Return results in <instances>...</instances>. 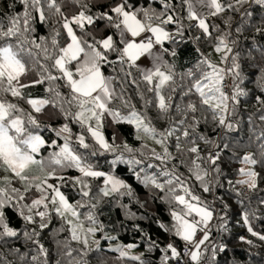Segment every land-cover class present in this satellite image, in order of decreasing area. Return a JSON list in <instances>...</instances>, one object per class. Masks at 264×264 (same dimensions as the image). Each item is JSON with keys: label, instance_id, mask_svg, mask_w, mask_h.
Returning a JSON list of instances; mask_svg holds the SVG:
<instances>
[{"label": "snow or ice", "instance_id": "6c2138e0", "mask_svg": "<svg viewBox=\"0 0 264 264\" xmlns=\"http://www.w3.org/2000/svg\"><path fill=\"white\" fill-rule=\"evenodd\" d=\"M6 7L0 15V168L8 175L0 180V264H92L93 259L107 264L96 255L103 252L97 234L109 242L118 237L106 232L99 218L105 201L123 210L126 220L144 218L131 210L133 202L144 205L118 174L121 164L153 200L168 205L172 223L158 222V227L175 240L161 245L144 233L145 252L137 253L136 243L111 247L120 264H153V252L160 253L159 264H220V254L227 253L225 243L208 241L214 219L217 234L229 230V204L223 196H214L211 203L203 200L179 167L188 170L204 193L224 187L226 180L239 206L236 215L264 242V234L252 224L264 218V210L245 205V190L264 192V64L255 80L259 94L250 95L242 87L241 53L236 50L241 38L248 40L244 34L254 32L248 55L254 59L255 50L264 60V0H152L140 8L131 0L104 5L90 0H9ZM44 25L49 36L37 34ZM189 43L196 59L185 68L179 63L180 49ZM202 44L220 54L219 63L205 54ZM107 68L122 75H106ZM130 77L142 109L127 95ZM45 84L43 98L27 91ZM251 101L259 106V125L253 114L245 118L244 106ZM159 122L167 127H158ZM72 123L79 125L78 133ZM124 124L134 129L138 148L126 140L117 143L116 128L111 136L105 134L107 127ZM245 125L246 138L240 136ZM202 126L220 134L212 138ZM241 148L246 151L238 155ZM224 150L241 165L234 182L220 165ZM69 170L78 175H67ZM69 186L78 197L74 202L62 191ZM217 200L222 215H216ZM259 204L264 205V197ZM9 211L21 227L11 222ZM54 218L61 225L53 232V249L42 240ZM133 228L143 232L139 224ZM60 233L67 235L57 239ZM21 239L23 246H17Z\"/></svg>", "mask_w": 264, "mask_h": 264}, {"label": "trees", "instance_id": "16d2710c", "mask_svg": "<svg viewBox=\"0 0 264 264\" xmlns=\"http://www.w3.org/2000/svg\"><path fill=\"white\" fill-rule=\"evenodd\" d=\"M91 3H95L98 5H104L109 4L112 2V0H90ZM177 4H179V0H174ZM9 3V0H0V15L3 14V12L7 11V4ZM131 3H133L137 8L140 7H146L148 4L152 3V0H131ZM155 6V5H154ZM17 10H22L21 6L17 4ZM99 9L96 8L94 11H98ZM236 19H239V16L236 17ZM210 22H215L217 24H220V20L216 18H210ZM187 23V21H185ZM194 23V22H193ZM221 27L224 26L221 24ZM38 35L43 36H49V28L47 25L44 26H38L37 29ZM198 34L193 32V35ZM248 37V40H244L241 38V43L237 46L236 50L240 51L241 58L240 62L243 68V75H244V82L242 84V87L246 88V90L249 91L250 95L252 93L259 94V90L256 87L255 80L260 75V65L264 64V60L261 59L260 53L258 51L253 50L252 51V57L254 59L250 58L248 55V50L251 47V40L252 37L255 36L254 32H246L244 34ZM62 42H63V38ZM257 40H259V37H257ZM202 50L205 52L206 55H209L213 51L211 47H208L204 44L201 45ZM194 45L191 43L181 47L180 52L181 56L179 59V63L183 65V67H188L193 63L196 59V54L193 51ZM183 70V69H180ZM105 74H111V75H122L121 73H113L110 68H107L105 70ZM133 76L136 77L138 83H140L141 90H144V84L140 80L139 73L136 72L135 69H133ZM131 77L129 78V83L126 85L127 89V95L131 98L132 103L136 104V107L138 109H142L143 102L139 99V94L135 88L134 85L130 83ZM61 85H63V81L59 82ZM45 85H36L33 88L27 90L32 93V96L34 98H43L47 93L45 92ZM119 90V88H118ZM61 91L67 92V89L64 87H61ZM146 96L151 98V93H145ZM9 99L12 100V102L19 103L21 107H23L26 111H30V106L27 105L24 101H16L14 98L9 97ZM116 107H121L119 102H116ZM259 106L255 105L254 101L249 102L247 105L244 106L245 111V118L248 114H253V119L255 120V123L259 125L261 122L258 119L259 112L257 111ZM126 111V109H125ZM154 115V111L150 113ZM44 119L43 117H41ZM60 121L54 122L58 126ZM158 127H167V124L165 122H159L157 124ZM70 127H72L74 133L79 132V125H76L74 123L70 124ZM116 128L119 132V137L117 140V143H119L121 140H126L130 145L133 147H139L140 142L136 141L134 138V129L130 125H113L112 127H107L105 129V134L107 136H111L113 129ZM245 132L240 133V136L245 137L249 134L247 132V126L245 125ZM202 131H205L209 136L212 138H215L216 135H219V132L213 133L211 131V126H209L207 129H205L202 126ZM62 142V141H61ZM151 147V146H150ZM202 148H205L203 144H201ZM245 149H240L238 155H243ZM43 155H47V153H42ZM175 154V153H174ZM108 159H111V156L108 157ZM99 163L102 165V167L106 170L107 164L105 163V158L101 157L99 158ZM220 165L224 171V173L227 175L229 179H232L233 182L238 179L239 177L236 175V169L241 167L240 164L235 162L231 158V153L228 150H224L222 154V160L220 162ZM206 166V165H205ZM118 174L121 178L125 179L129 184L132 185L137 197L140 200V203L144 205V207H141L139 204H136L135 202L132 203L131 210L136 213L137 217H144L143 219H138L136 221L126 220L124 211L121 210L118 206L114 204H110L108 201H105L103 206L102 215H100V220L105 225V231L108 232L110 235L118 237L116 241L122 242L124 244L128 243H136L140 245L139 250L140 252H145V244L143 241V234L147 233L151 235L154 239H157L161 242V245L164 243H167L169 240H175V238L170 233H165L163 230L159 229L158 222H163L166 225H171V217L169 215V207L168 205L164 204L161 200L156 199L153 200L152 197L149 195L148 190L143 187L142 184L136 181L135 177L132 175L131 170L126 165H119L117 168ZM179 172L182 174V178L185 179L186 183L191 186L193 192L197 195H200L203 200L211 203L214 199V196L219 197L223 196L224 201L227 202L230 206V214L228 217V228L229 230L227 232H221L220 234L216 233L215 226H216V220L214 219L212 222L213 228H212V239L208 241V244H211L213 242H223L227 245V253H221L220 254V264H233L234 261H237L238 264H264V242L260 241L257 237H253L248 231L247 228L243 225L242 221H240L239 217L236 215L235 209H237L239 206L236 203L234 193L228 192V186L226 183V180L224 181V187L216 189L214 186L212 193H204L202 191V188L199 185V182H197L194 178H190V174L188 170L184 167H179ZM5 175H8L3 171L2 168H0V180L3 179ZM67 175H78L74 170H69ZM214 175V174H213ZM211 179V176L209 177ZM93 187V191H95V184ZM17 187H20V185L17 183ZM261 187L264 188V184H261ZM62 191H64L71 200L77 199L78 197L75 196V189L69 187L62 188ZM29 195H32V193H29ZM260 197H264V192L256 191V192H248L245 190V205L250 208H260L261 210H264V205L259 204ZM248 199H251L252 203L248 205ZM124 203H128V198H124ZM216 209V215H222L219 211L221 205L220 201L217 200L215 205ZM9 216L11 218V222L17 226L21 227L22 222L18 219V217L15 216V214L11 211H9ZM139 224L140 227L143 229V232H138L133 228V224ZM253 228L255 231L261 232L264 234V218L257 220H252ZM61 225V221L59 219L54 218L52 223L50 224V230H46L44 234V238L42 242L45 243L46 247L49 248H55L54 240H53V232H55L56 229H58ZM67 233H60L56 238L57 239H64L66 237ZM98 237L101 239V245L103 248V252L100 254H96L97 256H102L104 259L107 260V264H120L116 260L115 253H112L107 249V243L108 241L104 240L103 233H98ZM240 237H244L245 240H252L253 244L255 246H249L248 244L244 243ZM176 243L179 244L180 247H183L182 242L176 240ZM24 242L21 239L17 246H23ZM23 250V249H22ZM159 256L160 253L153 252L150 256V259H152L153 264H159ZM92 264H97V261L95 259L92 260Z\"/></svg>", "mask_w": 264, "mask_h": 264}, {"label": "rangeland", "instance_id": "374dc122", "mask_svg": "<svg viewBox=\"0 0 264 264\" xmlns=\"http://www.w3.org/2000/svg\"><path fill=\"white\" fill-rule=\"evenodd\" d=\"M210 59L214 62V63H219V61H220V54H217V53H215L214 51H212L211 52V54H210ZM224 65H221V67H223ZM148 144H149V146H151V147H156L154 144H152V142L151 141H146ZM157 150L159 151V148L157 147ZM97 239H100L99 237H98V234H97V237H96ZM101 240V239H100ZM118 244H124V243H122V242H119V241H111V242H109L108 241V243H107V249H110L111 247H115L116 245H118ZM137 253H140V251L139 250H137Z\"/></svg>", "mask_w": 264, "mask_h": 264}, {"label": "built area", "instance_id": "2783aa9c", "mask_svg": "<svg viewBox=\"0 0 264 264\" xmlns=\"http://www.w3.org/2000/svg\"><path fill=\"white\" fill-rule=\"evenodd\" d=\"M177 245H178V247H180L178 243H177ZM181 248H182V247H181Z\"/></svg>", "mask_w": 264, "mask_h": 264}]
</instances>
